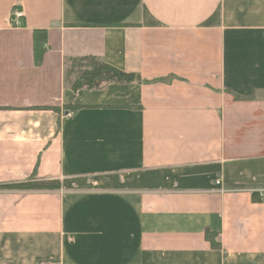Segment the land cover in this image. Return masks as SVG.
Returning <instances> with one entry per match:
<instances>
[{
	"label": "crops",
	"instance_id": "obj_1",
	"mask_svg": "<svg viewBox=\"0 0 264 264\" xmlns=\"http://www.w3.org/2000/svg\"><path fill=\"white\" fill-rule=\"evenodd\" d=\"M84 57L140 83L66 114ZM32 175L60 189L0 190V264H264V0H0V183Z\"/></svg>",
	"mask_w": 264,
	"mask_h": 264
},
{
	"label": "trees",
	"instance_id": "obj_2",
	"mask_svg": "<svg viewBox=\"0 0 264 264\" xmlns=\"http://www.w3.org/2000/svg\"><path fill=\"white\" fill-rule=\"evenodd\" d=\"M47 34L45 30H35L33 32V54L36 66L41 64L45 53V43ZM84 66V69H79ZM74 74V77H72ZM72 77V78H71ZM65 85L70 89L71 95L68 103L63 106L64 111L73 113L82 106L73 104L75 94L79 90H99L109 83L131 84L140 83V77L133 73H125L116 67L100 62L93 57L72 59L69 67L65 71ZM58 112L57 107H41ZM32 175L29 179L18 183L0 184V190L13 191H56L60 189L58 180H35ZM206 239L211 247L217 248L218 244L214 241V234L207 232Z\"/></svg>",
	"mask_w": 264,
	"mask_h": 264
},
{
	"label": "built area",
	"instance_id": "obj_3",
	"mask_svg": "<svg viewBox=\"0 0 264 264\" xmlns=\"http://www.w3.org/2000/svg\"><path fill=\"white\" fill-rule=\"evenodd\" d=\"M22 12L20 10H15L12 12V16H11V25L13 27H21L22 23H21V19H22ZM217 185L220 184V182H216Z\"/></svg>",
	"mask_w": 264,
	"mask_h": 264
},
{
	"label": "rangeland",
	"instance_id": "obj_4",
	"mask_svg": "<svg viewBox=\"0 0 264 264\" xmlns=\"http://www.w3.org/2000/svg\"><path fill=\"white\" fill-rule=\"evenodd\" d=\"M79 69H84V66H81ZM72 77H74V74H72ZM71 77V78H72ZM66 114H68V113H66ZM29 179V178H28ZM27 179H25L24 181H26ZM0 184H9V183H0ZM51 261H49V263H50ZM49 263H45L44 262V264H49Z\"/></svg>",
	"mask_w": 264,
	"mask_h": 264
}]
</instances>
